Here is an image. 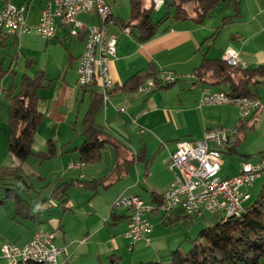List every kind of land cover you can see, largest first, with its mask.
<instances>
[{"label":"crops","instance_id":"obj_1","mask_svg":"<svg viewBox=\"0 0 264 264\" xmlns=\"http://www.w3.org/2000/svg\"><path fill=\"white\" fill-rule=\"evenodd\" d=\"M106 1L109 3L108 0ZM110 6L113 22L109 25V32L116 35V53L109 63L113 85L95 120L124 143L120 149L121 155L128 156L144 147L145 158H149L147 167L144 166L143 170V174H147L149 183L142 184L144 188L149 192L150 190L158 192L164 190L174 177L164 160L175 148L176 141L181 138H199L207 127L219 125L226 129L237 128L238 136L244 135L241 144L236 146V150L228 152V154H233V157H237L238 162L236 161V166L231 170L226 168L224 176L240 173L238 170L245 160H258L261 157L259 151L264 149V80L252 86L256 96L261 100V109L242 116L239 109L230 103H200L201 94L221 89L224 85L195 80L193 69L200 63L202 52H206L209 57H223V47L227 44L238 50L242 66L264 63V0H241V15L230 20L217 31L216 27L222 18L214 17L212 13L218 6L202 23H194L192 20H173L169 28L158 31L145 41H138L131 30L126 33L123 30L124 26H121L117 19L118 17L125 18L117 14L118 12L114 11L111 4ZM40 8L33 3L28 7V21L33 26L37 23ZM212 16L215 19H212ZM78 17L85 26L98 21L95 13L80 14ZM1 32L4 35L0 34V40L4 39V42L0 50H4L5 56L2 55L3 58L0 60L3 61L4 66L10 65L15 68L13 64L16 63L14 58H17V54L9 52V47L11 40L14 44L19 41L21 45L23 43L28 45L26 58L34 61L31 65L23 63L22 71L43 67L49 79L38 90L37 104L43 117L34 133L33 148L35 150L44 149L48 138L56 139L58 154L54 157L60 160L59 178H78L80 173H83L82 178L90 179L107 174L115 162V151L110 144H107L104 149L102 163H87L83 169H74L76 170L74 175L65 176L67 170H70L68 164L71 161H78L77 151L70 148L82 140L80 121L89 101L88 92H84L77 84V65L84 47V35H69L67 27L61 23L58 25L56 35L52 38L43 37L34 27L29 32L19 34ZM220 37L223 44L217 45ZM214 45H216L215 48ZM8 57L10 58L6 65ZM150 63H154L160 72H172L177 80L168 87L146 92L123 89L124 81L131 74L148 67ZM11 81L12 77L9 73L0 74V139L7 129L8 101L5 97V89ZM119 106H122L123 110H120ZM78 123L80 131H78L79 128L77 129ZM247 154H252V156L249 157ZM138 162L144 164L143 161L137 160L134 165ZM17 163L18 160L9 152L2 151L0 145V165ZM23 164L24 162L22 168ZM139 181L138 177L137 183ZM75 188L85 190L88 199L99 192L93 194L89 189ZM121 189L119 194L125 192L124 187ZM117 194L118 192L113 197ZM68 197L67 210H72V213L78 210L86 217H80L82 221L78 223L72 219L68 230L63 222L65 211L58 215V219L61 217V226L58 220V224L55 227L50 226L49 229L56 230L54 241L57 245L64 247V252L61 261L48 262L51 264L90 262L97 257L104 258L111 252L122 256L125 252L124 245H128L127 241L123 240L125 237L123 231L128 220L121 221V224H124L121 225L122 229L117 223L114 225L110 223L107 226L108 213L102 212L98 215V220L91 223L88 220L94 215L95 210L88 207L74 210L75 204L70 200L69 190ZM54 204L52 199H47L37 202V208L51 211ZM13 214L14 207L11 200L0 204V264H4L1 256L2 244L13 242L22 245L31 237L36 227V223L35 225L26 224L14 218ZM171 216L178 217V220L173 224L175 225L173 228L167 227L169 231L166 238L163 237L167 229L161 227L164 226L161 221H156L152 223V231L147 236L133 243L132 251H135L138 244L139 260L136 264L149 259L166 260L170 249L186 236H190L189 229L185 226L186 223H183V226L177 224L180 219L186 217L183 207L174 206ZM205 217L206 219L203 220L205 225L215 222L214 214ZM194 225L195 223L192 228ZM118 235L120 239L122 237V242L117 238Z\"/></svg>","mask_w":264,"mask_h":264},{"label":"trees","instance_id":"obj_2","mask_svg":"<svg viewBox=\"0 0 264 264\" xmlns=\"http://www.w3.org/2000/svg\"><path fill=\"white\" fill-rule=\"evenodd\" d=\"M8 1L12 0H0V6ZM47 1L17 0L16 3H24L27 7L33 3L35 6L43 7ZM240 2L241 0H164V3L158 9L164 7L166 10L154 19L153 13L158 9L154 8L152 0H147L146 3L145 0H129V18L122 19L117 18V16L116 18L121 26H129L138 41H145L158 31L169 28L170 22L173 20H192L194 23H202L212 10L221 3L232 6L233 12L223 15L221 23L216 27L217 31L222 24L241 15ZM1 31L0 34L4 35ZM3 42L4 39L0 40V46H3ZM24 63L25 65H31L34 61L26 58ZM4 73H9L12 77L11 84L5 89V97L8 101L5 143L8 152L18 160V163L15 165H0V189L3 190L0 195V204L11 200L14 207V218L20 216L38 223L42 221L40 219L41 212L32 210L31 203L21 193V190H28L32 186L26 182L22 163L30 155H36L40 160H44L58 154V145L54 138L47 139L44 149L35 150L32 146L34 133L43 117L37 104L39 99L38 90L49 79L43 67H36L31 72L27 70L18 71L10 65L4 66L3 61L0 60V74ZM160 73L156 65L150 63L148 67L131 74L124 81L122 87L127 91H136L146 79L152 78L154 84L151 90H155L168 87L177 80L175 76L173 82L163 83L159 77ZM193 75L195 80L198 81H209L212 84L224 85L222 89L232 95L256 96L255 89L252 86L264 80V63L254 66L232 65L227 63L223 57H209L206 52H202L201 61L193 69ZM80 88L84 92H88L89 101L80 121L82 140L70 149L77 151L78 160L84 163H92L103 160L104 149L107 144H110L115 151V162L112 169L103 176L90 179L82 177L57 179L53 183L49 198L57 200V204L61 209L60 213L68 208V190L71 187L86 188L94 194L101 188H108L114 182L123 178L135 161H143L144 166L147 167L149 160V158H145L144 147L128 156L121 155L120 149L121 146H124V143L112 135L104 125L97 123L95 120L104 103L102 95L93 87L80 86ZM243 137V134L238 136V141L236 140L233 145L224 149L223 152L235 151L236 146L241 144ZM259 155L261 157L256 161H246H260L264 157V149L259 151ZM247 156L251 157L252 154H247ZM19 184L25 185V188L20 187ZM251 196L252 199L246 202ZM149 198L148 201L159 205L161 203V192L150 190ZM45 200L47 198L39 200V202ZM247 200L246 203L244 202L243 210L237 216L224 219L219 214L211 212L216 216L215 222L203 226L195 236H186L185 240H187L188 246L186 248L182 247L183 239L170 249L169 257L166 260H142L139 264H261L262 259H264V178L254 194L249 193ZM115 208L112 205L108 212L109 222L114 224L124 219L129 222V210L124 209L125 211L118 212ZM171 214L169 216L160 215L161 223L164 225L175 224L178 217H172ZM185 215L195 219L201 217L189 215L186 212ZM59 226H61V217H59ZM127 246L131 250L133 244ZM7 264L51 263L26 258ZM60 264H122V256L119 253L111 252L104 258L97 257L90 262H60Z\"/></svg>","mask_w":264,"mask_h":264},{"label":"built area","instance_id":"obj_3","mask_svg":"<svg viewBox=\"0 0 264 264\" xmlns=\"http://www.w3.org/2000/svg\"><path fill=\"white\" fill-rule=\"evenodd\" d=\"M158 9L164 0H152ZM95 13L97 23L85 26L79 19L80 14ZM113 22L112 9L106 0H48L40 8L37 23L33 26L28 21V7L24 3L8 1L0 6V30L7 33L29 32L35 30L45 38L56 35L59 23L67 27L69 35H84V47L79 55L77 65V84L93 87L102 95L103 102L108 98L113 79L109 63L116 53V35L109 32ZM123 30L128 33L129 27ZM223 58L232 65L240 64L239 52L228 45ZM163 83L173 82L175 76L166 71L159 74ZM154 80L148 78L138 90L146 92L153 87ZM202 104L235 105L242 116L259 111L262 107L258 96L232 95L224 89L206 91L201 94ZM123 110L122 106H119ZM238 138V130L226 129L223 126L207 127L203 135L196 139L181 138L175 143V148L165 158L167 167L174 177L169 185L161 191V203L145 200L137 194H119L114 207L128 209L129 222L123 233L129 239V245L143 238L152 230L149 216L159 210L161 215L169 216L172 208L180 204L189 215L201 216L205 212L217 213L221 217H231L232 213H240L244 202L249 197L243 192L261 176L253 173V166L264 165V157L258 162L243 161L238 171L239 179L231 175H221L224 149L233 145ZM85 163L81 160L72 161L68 167L82 168ZM242 168H251L250 176H242ZM80 173V177H83ZM52 229L37 225L31 237L22 245L4 242L1 246V256L7 260L26 259V255L44 257L49 261H61L64 247L54 241Z\"/></svg>","mask_w":264,"mask_h":264},{"label":"rangeland","instance_id":"obj_4","mask_svg":"<svg viewBox=\"0 0 264 264\" xmlns=\"http://www.w3.org/2000/svg\"><path fill=\"white\" fill-rule=\"evenodd\" d=\"M12 1L17 2V0H12ZM108 1L114 7V9H115L114 11L118 12L117 14H119L121 17H123L125 19L129 18V16H130L129 0H108ZM165 10L166 9L164 7H162L161 9L155 10L153 13L154 19L158 18ZM232 10H233L232 6L226 5L225 3H221L214 10L212 15L214 17L218 16L221 19L223 14L232 13L233 12ZM213 16H212V19H215ZM208 17H206L204 20H206ZM226 23L222 24L221 28ZM220 43H222L221 37L217 40V45ZM227 46H228V44L223 47V50H225V48ZM215 47H216V45H214V48ZM28 50H29V47L27 44L23 43V45H21V43L19 41H17L14 44L13 41L11 40L9 52H11L14 55L17 54V58H14V62H16V63L13 65L15 66V68L18 71H22V68H23L22 65L24 63V59L27 56ZM2 55L5 56L4 50H2V51L0 50V59L3 58ZM9 58L10 57H8V59L6 61L7 63H5L6 65L8 64ZM33 69L31 68L30 72L33 71ZM23 70H25V69H23ZM78 128H79L78 131H80V124L79 123H78L77 129ZM6 132H7V129H6ZM6 132H5V135H1V139H0L1 144L0 145H1L2 151L8 152V150L6 148V143H5ZM222 157H223V163H222L223 165L221 167L220 173L223 175V173H225L226 168H227V170H231L232 168H234L236 166V164H237L236 161L238 162V159H237V157H233V154H228V152H223ZM99 162L102 163V160ZM99 162H92V163H99ZM92 163H88V164H92ZM86 164L87 163H85V165ZM59 165H60V160H58L57 158L55 159V157L40 160L36 155H30L26 159V161L23 164V172L25 174L26 182L28 184H31L32 186L30 188H28V190L27 189L21 190V193L31 203L32 210L35 209L34 210L35 212L41 211L40 219H42V221L37 223V221L34 222L28 218H22L20 216L18 217V219L25 222L26 224H34L35 225V223H36L43 228H49L50 226L55 227L58 224V220H59L58 215H60L61 209H60V206L57 204V200L52 199L55 202V204H54V207H52L53 209L51 211H50V209L38 210L37 202H39V200H42L44 198L51 199V198H49L51 188L53 186V183L57 180V178H59V176L61 174L59 171ZM84 166L82 168H78V169H83ZM68 168H70V170H67L65 176L70 177L71 175L75 174L76 170H74V169H76V167H68ZM62 170H64V168ZM143 170H144V164L142 162H138L137 165H134V163H133L130 166L129 171L124 175L123 178L117 180L112 185H110L108 188H101L97 194L91 196L89 199H88V194H87V192H85V190L78 189L75 187H73V188L71 187L69 189V193H70V200L72 202H74V204H75L74 210H76V208H82V207L93 208L95 210V211H93L94 215L92 214L93 216H91V218H89V220H88V221H91V223H92V221L98 220L97 217L102 212H105V214L108 213L107 212L108 208L111 207L112 205H114L115 199L117 198L120 191H122L121 188H123V187L125 189V192H123V193H126V194L137 193L141 197L145 198L146 200H149L150 199L149 198V191L146 190L143 186L145 183H149V182L147 179V174L144 175ZM137 175H139V176H137ZM138 177L140 179L139 183H137ZM263 178H264V167L261 169V176L258 177L253 182V184L251 186L243 187L242 188L243 192H249L251 194H254V191H256V189L258 188V186L261 183V181L263 180ZM127 184H130V186L127 187L126 186ZM20 187L25 188V185H20ZM117 192H118V194L115 197H113ZM1 193H3L2 189H0V195H1ZM251 199H252V196L246 202L250 201ZM78 204H79V206H78ZM115 209L118 211L121 210L118 207ZM89 210H91V209H89ZM161 213H162V211L159 210L156 214L150 215V219H151L150 221L152 223L156 222V221L160 222ZM206 215H207V217H209L212 214H210L208 212ZM206 215H204L200 218H197V219L186 216L185 218H182V220L180 219L177 224H180V226H183V223H186L185 226H186V228L189 229L190 236H195L197 234V232L203 226H205L203 220L206 219V217H205ZM80 217L82 218V217H86V216H83L78 210L74 211L72 213V210L66 209L64 214H63V222L66 226V229H68V230L70 229L72 219H75L76 223H78L79 221L81 222L82 219ZM109 221H110V217H109V220L107 221V226H109V224H110ZM194 223H195V225L192 228V225ZM117 224H119V228L122 229L121 225H124V224H121V222H119ZM174 226L175 225L170 224V225H164L161 227H165L166 229H167V227H169V229H170V228H173ZM55 231L56 230H54V232ZM168 231L169 230L167 229L165 232V236L163 238L167 237ZM118 232L120 234V229ZM58 233H60V231ZM123 234L121 233L122 237H124ZM122 237L120 239V235L117 236V238L120 239V241L122 240ZM123 240L127 241L128 244L130 243L129 239L126 237H124ZM181 245L183 248H186L188 246L187 240L184 239ZM137 247H138V244H137ZM137 247H136L135 251H132L129 249L128 246L124 245V251L125 252L122 255V264H136L137 263V260H139L138 259L139 251H138ZM165 258H167V257H165ZM3 262H4V264H7V261L4 258H3ZM261 264H264V259H262Z\"/></svg>","mask_w":264,"mask_h":264},{"label":"bare ground","instance_id":"obj_5","mask_svg":"<svg viewBox=\"0 0 264 264\" xmlns=\"http://www.w3.org/2000/svg\"><path fill=\"white\" fill-rule=\"evenodd\" d=\"M260 169H261V166H253V173H261ZM242 170H243L242 176H250L251 175V168H242ZM239 178H240V173L232 175V179H239ZM243 206L241 208V211L243 210ZM238 214L239 213H232L231 216H237ZM26 258H32V259L41 260V261H49V260H46V258H44V257H36V255H26ZM17 260H19V259L7 260V262L14 263Z\"/></svg>","mask_w":264,"mask_h":264},{"label":"clouds","instance_id":"obj_6","mask_svg":"<svg viewBox=\"0 0 264 264\" xmlns=\"http://www.w3.org/2000/svg\"><path fill=\"white\" fill-rule=\"evenodd\" d=\"M38 207V206H37ZM35 210V209H34Z\"/></svg>","mask_w":264,"mask_h":264}]
</instances>
